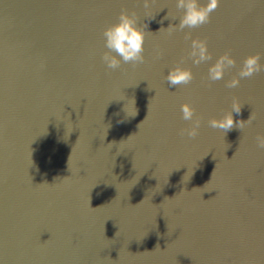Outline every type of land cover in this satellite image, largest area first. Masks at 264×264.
Wrapping results in <instances>:
<instances>
[{
    "label": "water",
    "instance_id": "obj_1",
    "mask_svg": "<svg viewBox=\"0 0 264 264\" xmlns=\"http://www.w3.org/2000/svg\"><path fill=\"white\" fill-rule=\"evenodd\" d=\"M176 4L0 0V264H264V71L226 87L264 54V0H221L211 23L169 35ZM124 9L146 62L113 71L102 34ZM196 39L212 61L188 58ZM228 51L237 68L209 83ZM178 65L195 79L171 88ZM234 98L254 122L209 127ZM185 103L195 139L180 135Z\"/></svg>",
    "mask_w": 264,
    "mask_h": 264
},
{
    "label": "clouds",
    "instance_id": "obj_2",
    "mask_svg": "<svg viewBox=\"0 0 264 264\" xmlns=\"http://www.w3.org/2000/svg\"><path fill=\"white\" fill-rule=\"evenodd\" d=\"M154 2L155 0H143L144 9H149ZM220 3L221 0H207L206 4H201L200 0H177L176 7L183 11V15L179 18V24H170L167 28L161 30H165L169 35H172L177 31L194 30L209 24L211 23L212 13L218 9ZM164 19L167 20L169 17L165 16ZM161 23L163 24V20ZM102 35L104 47L107 49L103 53L102 60L108 69L115 71L125 64H130L133 68H136L146 62L144 55L146 33L139 26V17L135 11L122 10L117 22L106 27ZM188 38L190 36L186 37V39ZM188 58L196 66L212 61L213 55L209 50L208 42L199 39L192 40ZM262 59H264V54L261 53L244 58L239 66L237 76L229 80L226 87L229 89L237 88L243 79H250L264 71V64L261 63ZM234 68H237V60L230 51L225 52L210 66L207 80L209 83L220 81ZM194 79L195 75L191 69H185L179 65L172 68L165 77L171 88L190 85ZM242 110L243 105L238 99L234 98L231 110L222 118L210 119L208 125L213 129L222 130L225 134L235 128L242 130L246 126H250L256 119L255 115L251 113L247 120L240 119L237 121L234 114L241 115ZM181 113V118L190 122V125L182 129L180 135L195 139L199 135L201 118L197 117L196 109L188 103L181 105ZM256 143L259 149L264 150V134L256 137Z\"/></svg>",
    "mask_w": 264,
    "mask_h": 264
}]
</instances>
